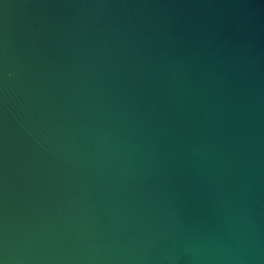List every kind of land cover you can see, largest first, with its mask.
Wrapping results in <instances>:
<instances>
[{"label": "water", "instance_id": "1", "mask_svg": "<svg viewBox=\"0 0 264 264\" xmlns=\"http://www.w3.org/2000/svg\"><path fill=\"white\" fill-rule=\"evenodd\" d=\"M0 264H264V0H0Z\"/></svg>", "mask_w": 264, "mask_h": 264}]
</instances>
